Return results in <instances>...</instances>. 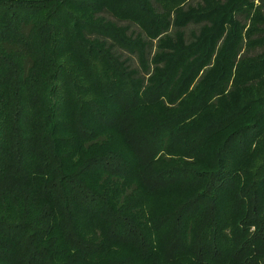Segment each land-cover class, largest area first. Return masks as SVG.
<instances>
[{"label":"trees","instance_id":"1","mask_svg":"<svg viewBox=\"0 0 264 264\" xmlns=\"http://www.w3.org/2000/svg\"><path fill=\"white\" fill-rule=\"evenodd\" d=\"M0 264H264V0H0Z\"/></svg>","mask_w":264,"mask_h":264},{"label":"rangeland","instance_id":"2","mask_svg":"<svg viewBox=\"0 0 264 264\" xmlns=\"http://www.w3.org/2000/svg\"><path fill=\"white\" fill-rule=\"evenodd\" d=\"M191 28H193V26H191Z\"/></svg>","mask_w":264,"mask_h":264}]
</instances>
